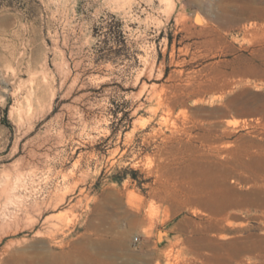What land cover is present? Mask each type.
<instances>
[{"label":"rangeland","instance_id":"1","mask_svg":"<svg viewBox=\"0 0 264 264\" xmlns=\"http://www.w3.org/2000/svg\"><path fill=\"white\" fill-rule=\"evenodd\" d=\"M0 259L264 264V0H0Z\"/></svg>","mask_w":264,"mask_h":264},{"label":"bare ground","instance_id":"2","mask_svg":"<svg viewBox=\"0 0 264 264\" xmlns=\"http://www.w3.org/2000/svg\"><path fill=\"white\" fill-rule=\"evenodd\" d=\"M195 22H196V24L198 23V24H200V19L198 18V17H196L195 18ZM219 215V214H218ZM219 217V216H218ZM222 217V216H221ZM228 221V220H227ZM224 222V221H223ZM222 223V222H221ZM228 224V223H227ZM225 229V228H224ZM11 248V247H10ZM7 251V250H6ZM22 258V257H21ZM1 260V259H0ZM23 262V261H22Z\"/></svg>","mask_w":264,"mask_h":264}]
</instances>
